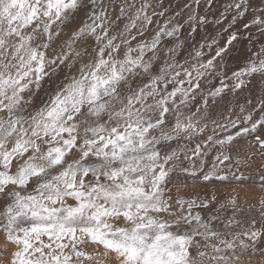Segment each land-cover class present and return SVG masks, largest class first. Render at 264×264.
Returning <instances> with one entry per match:
<instances>
[{
  "label": "snow or ice",
  "instance_id": "snow-or-ice-1",
  "mask_svg": "<svg viewBox=\"0 0 264 264\" xmlns=\"http://www.w3.org/2000/svg\"><path fill=\"white\" fill-rule=\"evenodd\" d=\"M0 264H264V0H0Z\"/></svg>",
  "mask_w": 264,
  "mask_h": 264
},
{
  "label": "rangeland",
  "instance_id": "rangeland-1",
  "mask_svg": "<svg viewBox=\"0 0 264 264\" xmlns=\"http://www.w3.org/2000/svg\"><path fill=\"white\" fill-rule=\"evenodd\" d=\"M236 55H238V56H239L240 54H239V53H236ZM237 62H239V61H233V62H232V64H231V66H233V67H234V66H235V64H236Z\"/></svg>",
  "mask_w": 264,
  "mask_h": 264
}]
</instances>
